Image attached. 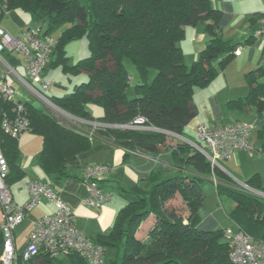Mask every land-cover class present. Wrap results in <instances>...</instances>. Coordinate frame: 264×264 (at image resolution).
<instances>
[{
    "label": "trees",
    "instance_id": "trees-1",
    "mask_svg": "<svg viewBox=\"0 0 264 264\" xmlns=\"http://www.w3.org/2000/svg\"><path fill=\"white\" fill-rule=\"evenodd\" d=\"M0 5L3 15L22 9L48 22L42 36L59 30L58 37H52L57 43L50 66L88 76L64 96L54 97L59 108L78 118L103 123L130 124L142 116L146 125L160 130L109 127L115 142L126 155L143 152L158 157L171 147L181 168L179 174L169 178H161L155 171L148 174L147 186L132 189L135 198L118 212L112 230L93 237L105 250L106 264H232L224 229L198 226L205 200L203 183L214 174L211 162L186 141L163 131L195 139L186 129L197 114L195 88L207 86L240 44L225 39L220 26L222 10L212 0H0ZM199 22L205 23L208 40L199 58L188 65L180 42L186 28ZM83 36L89 40L90 55L70 64L66 46ZM249 39H254L253 32ZM127 58L138 71L133 97L128 94L132 81L125 67ZM151 70L156 71L152 79ZM263 73L264 65L250 70L246 74L248 94L229 101V105L254 107L264 117ZM90 104L102 106V116L95 118ZM27 110L30 131L43 140L39 152L42 169L48 175L66 177L68 163L90 147V135L29 101ZM169 137L176 139L174 145L167 144ZM0 145L9 164L6 181L10 187L24 177L25 171L18 163L19 137L7 134L1 123ZM217 169L214 178L218 195H227L233 201L230 217L239 229L264 241V197L241 189L224 169ZM256 178L253 176L248 184L259 188ZM150 216L154 222L147 236H138L141 222ZM4 241L0 227V264ZM64 255L67 262L59 256L45 255L40 264H89L77 252Z\"/></svg>",
    "mask_w": 264,
    "mask_h": 264
},
{
    "label": "built area",
    "instance_id": "built-area-1",
    "mask_svg": "<svg viewBox=\"0 0 264 264\" xmlns=\"http://www.w3.org/2000/svg\"><path fill=\"white\" fill-rule=\"evenodd\" d=\"M3 8L0 5V19ZM258 26L253 30L254 39H264V13L257 17ZM57 41L50 36H42V27L34 30L23 28L21 34H12L0 23V123L9 135L18 138L30 130L28 100H24L21 86L28 93L43 101L52 109L67 113L50 99L45 91H51L52 82L45 77L47 65ZM19 55H17V54ZM242 53V48L235 50V55ZM23 68L24 71H20ZM146 119L138 116L130 124L101 123L109 127L160 130L145 124ZM96 125L99 123H95ZM253 124L247 121H234L222 125L199 123L193 130L195 139L163 130L177 136L203 153L213 166L224 168L223 161L235 150L244 148L254 151L250 142ZM109 166L104 163L88 165L84 172V181L88 195L83 203L88 207H102L113 200V195L103 189L101 183ZM9 164L0 145V227L4 233V249L1 264H17L21 257L29 261L41 254L57 257L69 252H77L89 264H104L105 250L95 243L92 237L81 231L75 224L73 212L61 199L58 192L42 180L29 183V199L20 204L13 198L6 178ZM241 189L264 197V190L257 189L246 182L236 179ZM44 197L49 198L57 210L52 215L40 218L27 238V246L19 256L16 248L14 229L26 215ZM224 235L230 243V261L232 264H264V241L257 240L249 233L238 229L226 228Z\"/></svg>",
    "mask_w": 264,
    "mask_h": 264
},
{
    "label": "crops",
    "instance_id": "crops-1",
    "mask_svg": "<svg viewBox=\"0 0 264 264\" xmlns=\"http://www.w3.org/2000/svg\"><path fill=\"white\" fill-rule=\"evenodd\" d=\"M222 12H223V15L220 21V26L223 32V22L225 20L223 19L224 11L222 10ZM262 12L264 11H259L255 13L254 18H251V20L249 21L251 28L246 32V35L244 34L243 37H239L236 40L240 44L241 42H246L247 51L245 52V49H243L239 44L237 48L241 47L242 53L238 56L236 55L234 56L239 58V57H243L246 54L248 57V63L249 64L251 63V65L255 63V59L258 56L259 47H254L253 45H250L253 42V39H249V37L252 34L253 30L258 26L257 17L258 15H261ZM1 25H2V22H1ZM225 26H226V22H225ZM207 40H208V37L204 36L200 38L199 42H197V44L195 45V49L193 51V57H194L193 60L199 58L202 50L205 47V43ZM180 44L184 51L186 63L189 65V62L191 60L190 58L191 52L185 48V45L182 42H180ZM249 45L250 47H248ZM186 51H188V54H189V59L187 58L188 60L186 59V56H187ZM261 62L262 61L258 62V65L255 68H252V70L262 66ZM47 70H48V67L46 68V72ZM227 76H228L229 83L231 84L232 77L229 75V72H227ZM246 82H247V85L245 87H242L241 89L245 93L247 91L249 92L250 90L248 80H246ZM228 86H229L228 87L229 89L230 85ZM52 87H53V84H52ZM224 92L225 91L220 93V95L219 93H214V94L212 93L207 97L209 99L202 98L201 100H198V102L195 101V98L193 95V103L195 104L197 108V114L194 118L191 119L186 129L192 134H194L193 130L199 123H207V124H214V125H222V124L234 122V121H247V122L252 123L253 129H252V133L250 136V142L253 145L255 149L254 151L256 153H253L254 151L250 152L249 150L244 149V148H239L235 150L234 153L229 158L223 161V165H224L223 169L231 177H233L235 181L236 179H239L246 183H248V181H250V179H252L253 176L257 175L255 182L259 188L257 187L256 188L257 189L261 188V190H263L264 189V117L259 116L254 107L250 109L247 108L246 106L231 107L229 105V101L235 100V99L230 98L231 89L228 90L226 93ZM244 97L245 96H240L239 98H244ZM93 106L94 104L90 106V109L92 111V114L95 115L96 112L95 111L93 112L92 110ZM66 114L69 115L68 113ZM96 115H100V114H96ZM244 115L249 118L251 117V118L242 120L241 117H243ZM226 117H232V118L230 120H225ZM76 118L78 122L77 121L74 122L73 120L71 121L69 119H67L66 121L68 122V124L69 123L75 124L77 122L83 125V128H81V130L90 135L91 145L87 150L81 152L75 160L68 163L67 176L63 178H57L53 175H48L42 169L40 165V158H39V152L41 151L40 150L37 156H38V164L40 166L41 172L37 176H29V178L28 177L26 178L25 186H26V191H27V197L20 199L15 195V193L12 190V185L20 181L22 178L13 182V184L10 186V189H11L14 200L20 204H23L29 199V183L34 180L44 181L45 183L50 185L54 190L58 192L61 199L67 204V206L73 212L74 217H75L76 226L81 231H83L85 234L93 238L97 236L98 234H107L112 230L113 224L115 222L118 212L128 202H130L131 200L135 198L134 192L132 190L134 187L144 188L145 184H146L145 187L147 186V175L155 170L154 168L153 169L150 168L152 165L151 161H156V160L162 161V158L166 154H170L172 158L174 157L170 150L171 147L169 149H165V152H163L158 157H155L151 155L150 153H143V152H130L128 155H126L125 149L119 146L115 142L113 135L111 134V132H109V129H108L109 126H104L103 124H101L103 122H99L97 120H86V119H81L78 117ZM95 123H99V124L96 125ZM97 130L99 131L97 132ZM30 132L33 133L32 131L29 130L20 135L19 146L21 145L20 144L21 137H23L24 135L26 136ZM174 137L180 139L177 136H174ZM39 138H40L38 139L40 142L39 149H42L43 140L41 136ZM170 138L172 140L167 139V144L173 145L174 144L173 139L175 138L173 137H170ZM20 149H21V153L24 156H27L25 155L26 153H24V149H22L21 146H20ZM133 155H138V157H140L141 159L147 160V171L143 170L142 168L138 166L137 168H134L129 165L131 163V157ZM18 163L21 166V168L25 171V175H26L27 168L26 169L24 168L26 167L25 159H23L22 162H19L18 160ZM98 163H104L109 166V170L105 174V178L102 181L101 185L103 189L112 193L113 200L111 202L106 203L102 207H88L83 203V200L88 195L87 185L84 181V172H85V168L88 165H93V164H98ZM165 163L169 165L167 162ZM172 165L177 166L175 159L172 160ZM151 169L152 171L149 173V170ZM122 177L124 179L123 182L122 180H119ZM128 177H132L133 180L130 181ZM114 191L117 193V195L114 193ZM54 205L55 204L49 198L44 197L42 199V202L38 204L36 207H34L26 215V217L28 216L30 218V224L28 228L25 230L23 237H18L16 233L18 226H20L23 221L16 226V228L14 229V237H15L16 248H17V252L19 256H21L22 252L25 250L27 246V238L29 234L31 233V231L34 229L35 223L39 220L38 218H42L46 215H52L55 212ZM232 205H233V201L231 200V204L229 206H232ZM226 213L229 216L230 220L233 221V219L229 215V209L226 210ZM1 214L2 213L0 209V221H1ZM153 222H154L153 217L152 216L148 217L146 232L143 233V235L137 232V235L140 237H146L147 232L149 228L151 227V225L153 224ZM235 225L236 226L234 228L229 227V226L223 228L220 226L218 218L214 216L210 217L209 215L205 216L203 219L201 217V220L198 223L199 227L203 229H207V230H215V229L225 230L226 228H232L234 230H238L239 226L237 225V223ZM225 239L226 241H228L226 237ZM39 256H41L39 257L40 259L36 261H33V259L29 261H24L21 257H19L17 260V264H40V260L43 256H45V254H41ZM61 257H66V255L62 254L59 256V258Z\"/></svg>",
    "mask_w": 264,
    "mask_h": 264
},
{
    "label": "rangeland",
    "instance_id": "rangeland-1",
    "mask_svg": "<svg viewBox=\"0 0 264 264\" xmlns=\"http://www.w3.org/2000/svg\"><path fill=\"white\" fill-rule=\"evenodd\" d=\"M213 4L222 9L224 11V17L225 20L223 22V33L225 39H231V40H237L239 37H243L244 34L246 35V32L251 28L250 20L251 18H254L255 13L259 11H264V0H212ZM3 5H5L3 3ZM257 17V16H256ZM2 22V25L10 31L12 34H21V30L23 28L31 27L34 30H38L39 27L43 28V31L46 30L49 27L48 22L43 23V21L34 13V12H28L24 11L22 9H14L10 11H6L4 16L2 17L0 23ZM226 22V26H225ZM60 31L56 30L53 33L50 34L51 37L57 38ZM243 34V35H242ZM242 35V36H240ZM208 37V34L206 32L205 23L199 22L197 25L188 26L186 28V33L184 38L181 40V42L185 45V48L191 52L190 55V62L189 65L193 63L196 59L193 60V51L195 49V45L197 42H199L200 38L202 37ZM254 47H259L258 49V56L255 59V63L251 65V63H248V57L245 54L243 57H235L225 64V66H221L219 68V75L216 76L207 86L205 87H196L195 88V94L194 98L195 101L198 102V100L209 99L207 98L210 94L214 93H226L228 90L231 89V99H238L240 96H246L248 91L245 93L242 89V87H245L247 85L246 82V74L252 70V68H255L258 65V62H261V65H264V39H253V42L250 44ZM250 45L248 47H250ZM240 46L245 49V52L247 51L246 42H241ZM67 54L69 57V63L74 64L78 60L89 56L90 55V48H89V40L86 36H83L81 38L75 39L73 41H70L67 46ZM188 51H186L187 56L186 59H189ZM17 54V53H15ZM19 55V54H17ZM20 56V55H19ZM187 59V60H188ZM220 57L215 60V63L217 66H219L218 61ZM186 61V60H185ZM48 70L45 73V77L48 81H51L53 84L51 91H45V94L50 97L51 100L54 99V97H62L68 92H70L75 84L86 80L87 75L84 74H70L69 72H66L63 70L62 66L58 68H52L50 64L47 65ZM125 67L127 71L129 72V76L131 77L132 86L129 88L128 94L130 97H133L136 95L135 93V83L138 81V71L136 69L135 64L130 59H125ZM20 71H24L23 68H20ZM226 71V72H224ZM227 72H229V75L232 77L231 84L229 83ZM156 74V71L151 70L150 72V78L152 79L154 75ZM221 74V75H220ZM150 79V80H151ZM260 80L264 81V73L260 76ZM228 85H230V88L228 89ZM18 87L23 95L24 100H28L30 103L35 105L38 108H42L45 111L49 112L50 114H53V112L57 115V117L61 119H69L73 120L74 122L77 121V118H73L66 113H60L52 107L45 104L43 101L35 97L34 95L28 93L26 90H24L21 86L16 85ZM223 93V94H224ZM90 104L89 106H91ZM226 107V105H225ZM228 109V108H227ZM93 112L95 111L96 114L100 115H93L95 118H98L102 116L103 114V108L102 106L98 104H94L92 107ZM232 117H226L225 120H230ZM251 118V117H250ZM247 116L241 117L242 120L250 119ZM78 122V121H77ZM75 123L76 127L78 129L83 128V125L79 123ZM72 123V122H71ZM99 130H97L98 132ZM99 134V133H97ZM40 136L34 133H28L26 136L24 135L20 139V146L22 149H24V153H26L24 156L21 153V156L19 158V162H22L23 159H25L26 167V175L24 178H22L20 181L14 183L12 185V190L15 193V195L18 198H26L27 197V191H26V178L29 176H37L40 174L41 169L38 164V152L41 150L40 148V142L38 139ZM168 140H172L170 137ZM175 139H173V143L175 144ZM173 144V145H174ZM252 152V151H250ZM253 153H256L255 151ZM172 156L170 154H166L162 161H151L152 165L150 168H154L157 175L161 178H169L172 176H175L180 173L181 168L178 166L172 165ZM165 162H167L169 165H167ZM130 166L137 168L140 167L143 170L147 171V160H143L138 155H133L131 157V163ZM218 165L213 166L211 163V169L212 172L216 175H218ZM216 167V169H215ZM221 168V167H220ZM149 170V173L152 171ZM209 177L207 180L203 183V189L205 192V200L204 204L200 208L199 214L202 219L205 216H214L218 218L219 224L221 227H235L236 223L232 220H230L229 216L226 213V210H230L231 206V200L227 195H218L217 186H216V179ZM130 181L133 180L132 177H128ZM119 180H122L123 177ZM146 185V184H145ZM144 185V188H145ZM114 193L117 195V193L114 191ZM181 200V199H179ZM229 203V205H228ZM41 206V205H40ZM55 211L57 210V206L54 205ZM47 216V215H46ZM40 219V218H38ZM233 222V223H232ZM235 223V224H234ZM30 224V218L27 216L23 220L22 224L18 226L16 233L18 237H23V234L25 230L28 228ZM141 230V231H140ZM147 230V218H145L138 229V233H145ZM225 240V237H223ZM65 262H67L66 257H61ZM106 264V262L104 263ZM180 264V263H176Z\"/></svg>",
    "mask_w": 264,
    "mask_h": 264
},
{
    "label": "water",
    "instance_id": "water-1",
    "mask_svg": "<svg viewBox=\"0 0 264 264\" xmlns=\"http://www.w3.org/2000/svg\"><path fill=\"white\" fill-rule=\"evenodd\" d=\"M66 112V111H65ZM69 114V113H68ZM71 117H73V118H75V116H73V115H71V114H69Z\"/></svg>",
    "mask_w": 264,
    "mask_h": 264
}]
</instances>
